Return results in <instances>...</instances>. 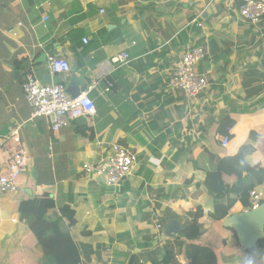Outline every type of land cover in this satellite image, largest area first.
Returning <instances> with one entry per match:
<instances>
[{"label": "crops", "instance_id": "crops-1", "mask_svg": "<svg viewBox=\"0 0 264 264\" xmlns=\"http://www.w3.org/2000/svg\"><path fill=\"white\" fill-rule=\"evenodd\" d=\"M235 6L232 0H0V139L19 126L31 156L17 191L0 201V264L42 261L19 205L44 191L55 202L46 218L58 219L57 231L72 239L79 264L159 263L164 245L177 254L172 264H186L187 242L161 240L157 225L170 217L183 226L197 207L210 212L206 174L242 147L254 149L243 159L247 169L264 171V79L246 75L264 69V19L243 24ZM192 45H208L211 54L198 66L207 87L187 113L182 92L167 83ZM63 49L77 57L79 74H91L86 93L96 111L52 133L45 119L31 118L22 82L32 69L43 84L51 53L72 66ZM122 53L129 60L121 61ZM225 135L223 149L218 140ZM114 144L134 154L136 164L110 189L81 168L109 158ZM255 190L264 199V181ZM64 207L73 213L71 227ZM247 210L237 202L218 222L204 214L197 243L235 256L231 264H264L263 248H242L224 226L227 217Z\"/></svg>", "mask_w": 264, "mask_h": 264}, {"label": "built area", "instance_id": "built-area-1", "mask_svg": "<svg viewBox=\"0 0 264 264\" xmlns=\"http://www.w3.org/2000/svg\"><path fill=\"white\" fill-rule=\"evenodd\" d=\"M237 4L236 13L240 20L250 25H258L264 18V2L262 0H232ZM103 13V10L100 11ZM47 18L44 17L45 21ZM83 43L88 41L83 39ZM210 55L208 46H189L175 63L170 74L167 87L170 91L179 90L185 100L184 109L187 113L194 111V103L207 87L205 78L198 73V65ZM120 60H129L127 53L120 55ZM47 68L51 76L61 77L70 71L69 63L59 55L49 56ZM110 83H107L106 92ZM23 98L31 108V118L46 120L52 133L70 127L74 122L95 113L93 100L87 93L72 99L64 91L61 84L44 85L35 77L32 69L24 73L22 82ZM219 146L226 149L229 144L227 135L219 137ZM14 147L6 149L5 144ZM136 164L134 154L114 144L111 155L97 164H84L81 168L83 176L98 179L110 189L117 188L120 183L133 172ZM31 167L28 150L21 143L19 126L12 128L0 139V201L14 195L18 188L19 178ZM252 209L258 208L262 196L252 190L249 193ZM159 229L160 226H157Z\"/></svg>", "mask_w": 264, "mask_h": 264}, {"label": "trees", "instance_id": "trees-1", "mask_svg": "<svg viewBox=\"0 0 264 264\" xmlns=\"http://www.w3.org/2000/svg\"><path fill=\"white\" fill-rule=\"evenodd\" d=\"M264 68V60L262 61ZM246 75H253L264 79V69L262 72L249 70ZM253 84H246L251 87ZM254 152V149L246 146L232 157L223 158L217 164V169L206 174L204 187L208 196L213 199L214 204L208 217L213 221L224 219L232 207L239 202L244 208L251 209L249 193L262 184L264 181V171L261 168L249 170L243 159ZM196 191L199 189L197 185ZM196 192L194 195L199 196ZM55 209V202L48 191L21 202L19 205L20 219L26 227L33 233L37 243L36 249L42 254V261L38 264H79L80 253L68 234H61L57 231L58 219L48 220L46 214ZM62 212H68V226H73V213L68 208H62ZM204 216V210L197 207L189 222L184 223L181 238L187 242L186 264H218L217 254L207 246L197 243L201 235V224L199 220ZM170 217H164V222ZM168 242V240H167ZM258 247L264 249V238L258 242ZM250 251V250H248ZM176 252L164 245L163 258L159 263L152 264H172L176 259ZM129 264H140L133 259Z\"/></svg>", "mask_w": 264, "mask_h": 264}, {"label": "water", "instance_id": "water-1", "mask_svg": "<svg viewBox=\"0 0 264 264\" xmlns=\"http://www.w3.org/2000/svg\"><path fill=\"white\" fill-rule=\"evenodd\" d=\"M186 0H183L185 2ZM190 5L189 1L187 2ZM200 5L199 7H202ZM61 55L71 56L73 58L72 66L69 74L65 78L52 77L48 71L42 75V83L46 85L61 84L64 87L65 93L72 99L87 92L91 85L90 73H78L77 57L72 56L65 49L60 52ZM49 54L48 56H51ZM88 60V58L86 59ZM87 62V61H86ZM18 72L14 75L18 76ZM31 177L34 181L37 180L36 171L31 169ZM224 226L232 229L235 232V237L239 245L246 250L254 249L258 242L264 238V203L257 209L248 210L241 213L232 214L224 220ZM182 234V225L177 220H167L161 231V240L173 239ZM235 256L225 255L219 251L217 258L220 264H231Z\"/></svg>", "mask_w": 264, "mask_h": 264}, {"label": "clouds", "instance_id": "clouds-1", "mask_svg": "<svg viewBox=\"0 0 264 264\" xmlns=\"http://www.w3.org/2000/svg\"><path fill=\"white\" fill-rule=\"evenodd\" d=\"M235 7H237V4H236ZM192 46H195V45H192ZM201 46H208V45H201ZM208 47H209V46H208ZM210 54H211V51H210ZM51 56H52V55H51ZM209 57H210V55H209L207 58H209ZM207 58H206V59H207ZM206 59H205V60H206ZM205 60H204V61H205ZM204 61H202L201 63H203ZM177 62H178V61H177ZM201 63H200V64H201ZM200 64H199V65H200ZM199 65H198V66H199ZM70 68H71V66H70ZM48 72H49V71H48ZM69 72H70V71H69ZM68 74H69V73H68ZM200 75H201V74H200ZM65 76H66V75H65ZM202 76H203V75H202ZM52 77H54V76H52ZM56 77H58V76H56ZM59 78H62V77H59ZM206 83H207V82H206ZM52 84H53V83H52ZM44 85H46V84H44ZM85 93H86V92H85ZM83 94H84V93H83ZM7 134H8V133H7ZM7 134H6V135H7ZM6 135H5V136H6ZM24 147H25V146H24ZM25 148H26V147H25ZM26 149H27V148H26ZM28 152H29V151H28ZM30 158H31V156H30ZM90 164H91V163H90ZM93 164H97V163H93ZM30 168H31V167H30ZM30 168H29V169H30ZM29 169H28V170H29ZM28 170H27V171H28ZM26 173H27V172H26ZM26 173H25V174H26ZM82 174H83V173H82ZM23 175H24V174H23ZM23 175H22V176H23ZM84 177H85V176H84ZM89 179H90V178H89ZM253 190H255V188H254ZM255 191H256V190H255ZM256 192H257V191H256ZM260 194H261V193H260ZM261 196H262V195H261ZM263 203H264V199L262 198V199H261V202H260V205L263 204ZM260 205H259V206H260ZM259 206H258V207H259ZM256 209H257V208H256ZM192 210H193V212H195L196 209H192ZM248 210H254V209H252V207H251V209H248ZM248 210H247V211H248ZM207 213H208V211H207V210H204V214L207 215ZM165 224H166V222H165ZM157 226H160L159 230H160V235H161V231H162V229H163L164 226H163V227H162L161 225H157ZM157 229H158V228H157ZM182 229H183V226H182ZM181 235H182V234H181ZM181 235H180V236H181Z\"/></svg>", "mask_w": 264, "mask_h": 264}, {"label": "rangeland", "instance_id": "rangeland-1", "mask_svg": "<svg viewBox=\"0 0 264 264\" xmlns=\"http://www.w3.org/2000/svg\"><path fill=\"white\" fill-rule=\"evenodd\" d=\"M263 19H264V18H263ZM242 22H243V21H242ZM261 22H262V21H261ZM261 22H260V23H261ZM243 24H247V25L250 26V24H248V23H246V22H243ZM251 26H254V25H251ZM255 26H257V25H255ZM133 170H134V169H133ZM132 173H133V172H132ZM17 189H18V188H17ZM212 233H213V231H211V233L208 232L207 235H208V236H211ZM225 237H226V234H225V232L221 229L220 232H219V238H225ZM211 244H213V241H211ZM212 248L215 249L216 247H214V245H213ZM231 249H232L233 251H237L236 245H233ZM219 251H222V250H218L216 254H218ZM224 251L229 252L230 250H228V249H224ZM222 252H223V251H222Z\"/></svg>", "mask_w": 264, "mask_h": 264}]
</instances>
